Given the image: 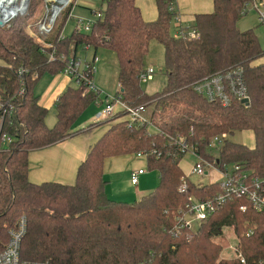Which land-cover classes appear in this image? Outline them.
I'll return each instance as SVG.
<instances>
[{
  "label": "trees",
  "instance_id": "1",
  "mask_svg": "<svg viewBox=\"0 0 264 264\" xmlns=\"http://www.w3.org/2000/svg\"><path fill=\"white\" fill-rule=\"evenodd\" d=\"M247 1L213 0L212 13L196 15L188 27H176V35L172 34V0H155L158 16L152 22L144 20L136 0H107L89 33L75 30L64 37L71 5L48 34L49 47L29 36L19 18L10 28L0 29V100L16 106L4 124L13 142L8 150H0V252L9 230L25 216L27 231L20 254L22 261L31 264H242L240 259L221 258L224 248L216 238L229 227L239 239L238 251L246 264H264V214L246 199L228 202L195 232L184 229L177 238L170 235L178 210L221 189L218 183L191 182L181 168L186 153L146 127L129 128L117 117L107 121L114 123L92 146L72 185L34 184L28 178L29 154L79 135L78 119L100 101L98 94L75 81L55 102V125L46 124L48 109L40 104L36 86L45 75H64L79 49L114 52L117 95L131 107L152 108L151 120L165 135L184 139L209 160L215 158L220 169L238 165L250 175L263 176L264 48L255 29L238 28ZM38 5H32V10ZM192 32L198 36L191 37ZM151 41L164 47L166 74L163 90L154 95L146 94L140 82ZM234 68L243 69L245 103L235 101L224 107L193 90L196 82ZM21 69L26 71L22 76ZM85 75L93 80L89 70ZM242 131L253 133L254 148L227 139L216 156L206 154L213 137ZM139 154L146 157L149 171L158 172V186L132 203L110 199L105 161ZM183 179L187 186L180 192ZM242 205L247 206L245 212L240 211Z\"/></svg>",
  "mask_w": 264,
  "mask_h": 264
},
{
  "label": "built area",
  "instance_id": "2",
  "mask_svg": "<svg viewBox=\"0 0 264 264\" xmlns=\"http://www.w3.org/2000/svg\"><path fill=\"white\" fill-rule=\"evenodd\" d=\"M56 2L57 8L51 22L50 33L52 32L53 26L57 22L60 15L71 5L76 6L78 0H57ZM250 8L257 10L260 24L264 25V0H248L243 10V14L247 15ZM170 11L175 13L173 5H171ZM72 13L73 10L71 11L69 19L73 18ZM96 15L97 19L102 17L100 11H98ZM174 20L178 23L180 21V17L175 14ZM92 25L93 22L78 20L76 30L79 32L89 33L91 31ZM190 36L196 37L198 34L196 32H192ZM98 61L99 59L96 57L93 62L81 70V62L77 59V57L72 58L66 66L63 74L65 76L71 77L74 82L76 81L77 85L83 84L86 86L87 92H93L99 95L100 91L94 85L93 80L87 78L85 75L86 70H89L91 75L95 74V65L98 63ZM25 72V69H21L19 71V75L22 76ZM154 74L155 69L153 67L145 68V70L140 75V82L142 84L149 82ZM21 84H23V80ZM193 90L197 94L203 96L209 102L219 103L224 107L231 105L235 101L245 103L248 100L242 68H234L202 79L194 84ZM23 92L24 91L22 90L20 94H23ZM117 94L107 95L104 98V109L96 117V123L110 121L117 117L118 120L126 119L125 122H127L129 128H132L133 126L146 127L149 133H157L163 135L164 137L166 136L169 138V141L178 145L180 151L185 153L191 152L197 158V163L191 168L192 174L203 176L207 173V169H211L221 178V181L214 182L218 183L221 189L217 195L204 201L193 200L188 205H186L184 209L178 210L177 214L175 215V225L169 230L171 236L175 238L179 237L184 229L195 232L197 229L192 228V224L188 220V217H193L195 222L200 223V226L202 223L207 221L210 216L220 211L225 204L235 198L246 199L251 207L264 214V175H250L251 173L249 174L246 171H242V167L238 165H228L224 166L223 169H220L218 160L215 158L214 160H209L206 157L200 155L197 152V149L189 146L184 139L176 141L175 138L165 135L161 129L152 122V120L147 118L145 115L146 109L144 107H131L126 104ZM15 111V105L4 103L0 100L1 151L8 150L13 142V137L4 131V124L5 121L15 113ZM227 139L228 136L226 134L213 137L207 144L206 154L216 156V154H214L215 150L217 148H221ZM137 156L141 157L144 155L139 154ZM143 173V170L133 173L131 182L134 186L138 185L139 176ZM186 186L187 181L186 179H183L179 187V191L184 192L186 190ZM246 210V205H242L240 207V211L245 212ZM26 231L27 219L25 216H22L15 226L12 227L8 232L9 240L3 251L0 252V264H31L22 261L20 254L22 240L26 234ZM249 235L250 233L247 234V236ZM232 250L236 254L233 259H240L242 264H246L244 257L238 251V246L232 248Z\"/></svg>",
  "mask_w": 264,
  "mask_h": 264
},
{
  "label": "rangeland",
  "instance_id": "3",
  "mask_svg": "<svg viewBox=\"0 0 264 264\" xmlns=\"http://www.w3.org/2000/svg\"><path fill=\"white\" fill-rule=\"evenodd\" d=\"M56 1L57 0H28L27 3H24L25 5L21 4L19 6L20 12H13L12 17L7 22L0 21V29L10 28L12 21L19 18L21 21L22 29L29 36L34 38L35 41L40 45L49 47V45L46 43V39L48 37V34L50 33L51 22L56 12ZM106 1L107 0H78L76 6H74L73 8V18L67 21L62 35L64 37H70L77 29L78 20H84L85 22H95L97 20V15H94L93 12L98 13V11H103L106 7ZM137 2L138 5L143 8L144 13L147 17L153 15L155 11L157 13L155 0H137ZM34 4H39V7L35 11L32 10V5ZM197 7L198 6H195L194 8L189 7L183 17L192 20L194 18L192 14H194V12L197 10ZM176 23L177 22L175 20L172 23V34L174 35L176 32L174 24ZM238 26L246 27V30L255 29L259 41L264 48V25L260 24L259 14L256 9L250 8L249 13L238 23ZM93 53V50H78L77 59L82 64L81 70H83L84 67H87V65L92 62ZM97 56L100 59V63L97 66V72L94 76V81L96 84L95 86L103 91L102 97H104L105 95H115L118 90V61L116 55L109 49H100L97 53ZM2 64L3 62L0 59V65ZM145 66L153 67L155 69V74L149 82L142 84L144 91L148 95H154L161 92L166 83V74L164 68V47L156 41H151L149 43L148 53L145 58ZM54 78L55 77L53 76L45 75L38 82L35 89V94L39 97H42V101H44V96L49 92V90L53 89ZM74 85L75 82L71 79V77H68V87H73ZM55 98L56 95L49 101L45 100L43 104V106L48 109L46 124L50 128H52L56 123L54 110ZM103 109L104 105L102 104H92L83 113V115H86V113H92L93 116L95 115L97 117L103 111ZM148 111L145 112V115L148 113ZM109 123L113 124L114 122ZM228 139L235 143L243 144L248 147H254L255 139L253 133L250 131L236 132L234 133V135L228 136ZM219 150L220 148H217L214 154L217 155ZM145 158L146 157L143 156V159H141L142 161L140 160V165L138 166L139 168H142L148 176L145 178V182H143L144 178H142L140 185L143 186L145 190H148L149 193H151L159 184V174L157 171L148 170L145 163ZM197 161V158L191 152H187L183 160L181 161V168L191 182L195 183L198 186H205L210 185L213 182L221 181V178L218 176V174L213 172L211 169H207V173L203 176L192 174L191 168L197 163ZM143 188H141V192L144 191ZM133 200L134 199H130V201L127 202H135ZM118 202L126 201L122 200ZM188 220L191 222L193 229H197L199 227L200 223L195 222L193 217H188ZM216 241L223 245L224 249L221 254L222 259H232L235 257L236 254L233 252L232 248L238 246L239 240L233 228H225L223 230L222 236L217 237Z\"/></svg>",
  "mask_w": 264,
  "mask_h": 264
},
{
  "label": "crops",
  "instance_id": "4",
  "mask_svg": "<svg viewBox=\"0 0 264 264\" xmlns=\"http://www.w3.org/2000/svg\"><path fill=\"white\" fill-rule=\"evenodd\" d=\"M174 12L180 17V21L174 24V28L176 27H188L194 23L195 16L198 14H208L213 12V0H172ZM189 2V3H188ZM137 6L140 8L142 16L146 22H152L157 19L158 13L147 17L144 13V10L141 6ZM156 4V2H155ZM197 7V10L192 14L194 18L192 20L186 19L183 15L190 8ZM191 21V22H190ZM242 31L246 30V27H239ZM176 31V30H175ZM176 35V32H175ZM97 53H93V56H97ZM95 54V55H94ZM99 59V57L97 56ZM100 63V59L96 64V72L97 66ZM145 68H148L146 66ZM95 72V74H96ZM93 75V83L94 76ZM54 87L52 90L44 96L45 100H50L51 98H55V102L58 98L71 86L68 87V76L60 75L56 76L53 80ZM75 86V85H74ZM68 87V88H67ZM100 101L96 104H103L104 98L107 96L103 95V91L99 89ZM119 92V84L118 90L116 94ZM115 94V95H116ZM40 104L43 105L44 101L41 100ZM149 110V111H148ZM148 111L147 118L151 120L152 117V108L146 109ZM96 116L92 113L83 115L78 119L76 124V130L80 131L79 135H76L62 143H59L55 146H52L47 149L38 150L31 152L28 157L29 161V174L28 178L30 182L34 184H42L46 182H59L63 184L72 185L75 183L76 175L79 166L81 163L87 158L88 153L93 145H95L98 140L109 130V128L113 125L107 121L96 123ZM118 121H126V119H119ZM255 146V142H254ZM254 148V147H249ZM143 159V156L137 155H126L121 157L110 158L105 161L104 164V176L108 181L106 186V193L108 197L112 200L117 201H130V199H134L133 201H138L142 197L148 195L149 191L145 190L143 186L140 185L142 178L143 182H145V178L148 176L145 171L143 174L139 176L138 185L134 186L131 182V177L133 173L143 170L139 168L140 160ZM146 165H147V159ZM142 161V160H141ZM134 165V167H133ZM138 166V167H137ZM136 169V170H134ZM214 183V182H213ZM141 188L144 191H140ZM138 199V200H136ZM128 203V202H127Z\"/></svg>",
  "mask_w": 264,
  "mask_h": 264
},
{
  "label": "bare ground",
  "instance_id": "5",
  "mask_svg": "<svg viewBox=\"0 0 264 264\" xmlns=\"http://www.w3.org/2000/svg\"><path fill=\"white\" fill-rule=\"evenodd\" d=\"M27 2L28 0H0V21L7 22L12 17L13 12H20L19 6L25 5L24 3Z\"/></svg>",
  "mask_w": 264,
  "mask_h": 264
}]
</instances>
